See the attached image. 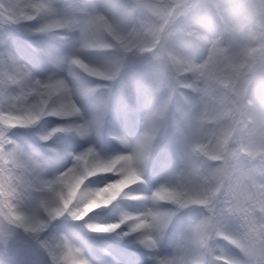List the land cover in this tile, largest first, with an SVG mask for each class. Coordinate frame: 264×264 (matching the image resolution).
<instances>
[{"label": "clouds", "instance_id": "9594fccd", "mask_svg": "<svg viewBox=\"0 0 264 264\" xmlns=\"http://www.w3.org/2000/svg\"><path fill=\"white\" fill-rule=\"evenodd\" d=\"M0 24L66 48H35L47 65L38 77L0 40V264H93L50 233L65 216L146 249L149 264H264V0H0ZM132 109L142 130L104 154L92 138ZM18 128L68 166L29 152L10 135ZM60 135L88 145L48 147ZM168 138L178 167L145 193ZM195 208L206 215L162 255L176 216ZM23 247L42 255L18 261Z\"/></svg>", "mask_w": 264, "mask_h": 264}, {"label": "rangeland", "instance_id": "374dc122", "mask_svg": "<svg viewBox=\"0 0 264 264\" xmlns=\"http://www.w3.org/2000/svg\"><path fill=\"white\" fill-rule=\"evenodd\" d=\"M0 40H3L7 43L8 47L14 54L23 61V63H28L29 67H34V69L37 71V73L41 76H45L47 73V65L44 64V61L39 60L41 59V55L39 52L32 51V49L28 48V43H27V38H25L20 31V28L18 26L14 25H6V24H0ZM40 47L52 50L53 52L63 55L66 52V49L61 46V43L57 40H49V39H40ZM42 45V46H41ZM45 69V70H44ZM34 70V71H35ZM38 75V76H39ZM108 94L101 90L97 92L95 95L90 97L87 101L82 103V108L84 111L85 116H88L91 114L93 110H95L104 100V98ZM141 112H137L134 109L129 111V114L127 116H124L123 114H109L107 121L109 123V126L107 128V132L114 131L115 126L118 125L122 130L128 129L127 126L129 124L133 123L136 121L135 117H139ZM57 122V121H56ZM139 122H140V117H139ZM20 129H13L10 133V135L13 138L20 139L23 141L26 145H29L30 147H33V142L31 138V133L33 130H25L24 131H19ZM104 132H101V134L96 135L92 138V143L101 150L104 154L105 153H112V151L108 152L105 151L101 148L100 141L104 139ZM103 136V137H102ZM21 142V143H23ZM50 145V144H49ZM51 145L56 146V148L60 149L61 152H72V153H78L81 151L84 147L88 145V141H79L77 137L71 136V135H60L53 139V142ZM45 149V146H41ZM38 148V147H37ZM39 149V148H38ZM42 150V149H41ZM44 151V150H42ZM113 154V153H112ZM41 158L50 160L52 162V165L54 169H62L64 167H67L68 164L70 163V159L67 158L66 155H55L52 154L50 156H46L45 154H41ZM169 157V159H168ZM160 159H167L170 162L175 161L174 157L168 153V151L165 149V147L162 148V151H160ZM163 164L160 163V161L156 162V167L153 170V172H156L155 176L159 177H164L165 175H169L165 172L168 171L170 166H162ZM158 166V167H157ZM164 169V170H163ZM164 171V172H163ZM154 175L152 174V169H148L147 172L145 173V177L149 179V182L147 183L146 186H139L140 190L143 192H148L151 188H154L157 185L158 178L155 177L152 179ZM203 211H206L205 209L202 208H195V209H189V210H183L181 211L176 218L174 219L173 223L171 224V227L173 229L176 228V225L179 223H184L186 224V218L189 217H194L199 214H201ZM67 218V219H66ZM65 219L66 221L68 220V216H66ZM66 222H57L52 225V227H61L64 226ZM67 230L72 233L70 236L74 235L75 228L73 229V226L67 225ZM187 227L184 226V230L181 232H177L176 236L167 233V236L165 237L164 241L161 244V254H167L172 251V249L180 242V239L184 233H186ZM92 242V241H89ZM85 249L88 251V246H85ZM37 251V252H36ZM137 252L134 255L137 257V264H149L147 257L149 255L148 251L146 249H143L141 247H137L136 249ZM41 253L35 248H27L23 247L19 254L16 256V259L18 261H30V260H36L41 257ZM0 259H7L6 257H0Z\"/></svg>", "mask_w": 264, "mask_h": 264}, {"label": "bare ground", "instance_id": "6f19581e", "mask_svg": "<svg viewBox=\"0 0 264 264\" xmlns=\"http://www.w3.org/2000/svg\"><path fill=\"white\" fill-rule=\"evenodd\" d=\"M24 36H25V34H24ZM27 38H28V36H26ZM30 42H29V45L32 47V48H36V47H38V45L37 44H34L33 42H32V39H30L29 40ZM34 73V72H33ZM43 77V76H42ZM54 124V123H53ZM106 125V124H105ZM33 137H34V139H36L35 138V136L33 135ZM18 141V140H17ZM24 147H25V145H23ZM51 148H54L53 146H51ZM105 154H109V153H105ZM84 224V223H83ZM194 225H192V226H189V229L191 228V227H193ZM105 251L107 252V253H109V249L108 248H105ZM126 257H124V259H125ZM126 260H127V258H126ZM122 263L121 264H126V261H121ZM94 264H98V263H94Z\"/></svg>", "mask_w": 264, "mask_h": 264}, {"label": "snow or ice", "instance_id": "6c2138e0", "mask_svg": "<svg viewBox=\"0 0 264 264\" xmlns=\"http://www.w3.org/2000/svg\"><path fill=\"white\" fill-rule=\"evenodd\" d=\"M60 86H61L60 85V82H56V83H52V84L47 85V87L49 88V90H56Z\"/></svg>", "mask_w": 264, "mask_h": 264}]
</instances>
